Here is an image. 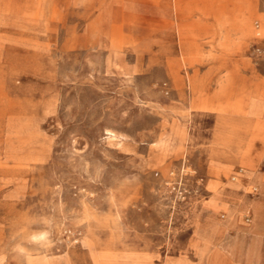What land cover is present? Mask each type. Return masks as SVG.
I'll use <instances>...</instances> for the list:
<instances>
[{"label":"rangeland","instance_id":"rangeland-1","mask_svg":"<svg viewBox=\"0 0 264 264\" xmlns=\"http://www.w3.org/2000/svg\"><path fill=\"white\" fill-rule=\"evenodd\" d=\"M262 125L264 0H0V264H264Z\"/></svg>","mask_w":264,"mask_h":264},{"label":"crops","instance_id":"crops-1","mask_svg":"<svg viewBox=\"0 0 264 264\" xmlns=\"http://www.w3.org/2000/svg\"><path fill=\"white\" fill-rule=\"evenodd\" d=\"M223 147L224 148L222 149V153L226 156V153H228L229 151L228 149L230 148H228L227 146H223ZM233 148H234L233 160L235 162H238L242 168H246V169L251 168L253 166L252 158L249 155L247 149H243L240 151L237 142ZM244 152L247 153L245 157L243 156Z\"/></svg>","mask_w":264,"mask_h":264},{"label":"bare ground","instance_id":"bare-ground-1","mask_svg":"<svg viewBox=\"0 0 264 264\" xmlns=\"http://www.w3.org/2000/svg\"><path fill=\"white\" fill-rule=\"evenodd\" d=\"M159 139V138H158ZM167 139V138H166ZM169 139V138H168ZM158 142H159V140H158ZM161 142H162V140H161ZM166 142V141H165ZM160 143V142H159ZM161 144V143H160ZM161 150V149H160Z\"/></svg>","mask_w":264,"mask_h":264}]
</instances>
